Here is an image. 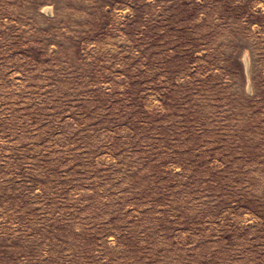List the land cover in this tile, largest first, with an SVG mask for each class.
I'll return each instance as SVG.
<instances>
[{"label": "rangeland", "instance_id": "374dc122", "mask_svg": "<svg viewBox=\"0 0 264 264\" xmlns=\"http://www.w3.org/2000/svg\"><path fill=\"white\" fill-rule=\"evenodd\" d=\"M0 264H264V0H0Z\"/></svg>", "mask_w": 264, "mask_h": 264}]
</instances>
